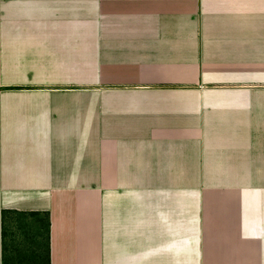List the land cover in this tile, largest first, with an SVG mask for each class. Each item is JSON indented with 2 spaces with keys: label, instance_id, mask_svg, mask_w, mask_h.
<instances>
[{
  "label": "crops",
  "instance_id": "obj_1",
  "mask_svg": "<svg viewBox=\"0 0 264 264\" xmlns=\"http://www.w3.org/2000/svg\"><path fill=\"white\" fill-rule=\"evenodd\" d=\"M19 217L48 264H264V0H0V264Z\"/></svg>",
  "mask_w": 264,
  "mask_h": 264
},
{
  "label": "rangeland",
  "instance_id": "obj_2",
  "mask_svg": "<svg viewBox=\"0 0 264 264\" xmlns=\"http://www.w3.org/2000/svg\"><path fill=\"white\" fill-rule=\"evenodd\" d=\"M36 220L19 217L9 222L7 229L10 257L14 263L48 264L47 236L46 233L43 234L44 221Z\"/></svg>",
  "mask_w": 264,
  "mask_h": 264
},
{
  "label": "trees",
  "instance_id": "obj_3",
  "mask_svg": "<svg viewBox=\"0 0 264 264\" xmlns=\"http://www.w3.org/2000/svg\"><path fill=\"white\" fill-rule=\"evenodd\" d=\"M3 218H6V212L3 213ZM46 231H47V245L49 247V243H50V223H49V219L47 220V223H46Z\"/></svg>",
  "mask_w": 264,
  "mask_h": 264
}]
</instances>
